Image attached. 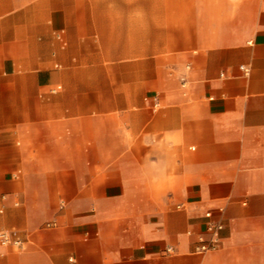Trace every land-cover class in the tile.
<instances>
[{"label":"crops","instance_id":"crops-1","mask_svg":"<svg viewBox=\"0 0 264 264\" xmlns=\"http://www.w3.org/2000/svg\"><path fill=\"white\" fill-rule=\"evenodd\" d=\"M0 232V264H264V0H0Z\"/></svg>","mask_w":264,"mask_h":264},{"label":"built area","instance_id":"built-area-1","mask_svg":"<svg viewBox=\"0 0 264 264\" xmlns=\"http://www.w3.org/2000/svg\"><path fill=\"white\" fill-rule=\"evenodd\" d=\"M206 215L208 216L209 214L206 213ZM209 229L212 231V234L214 236V238H212L210 241L205 242L204 240H200L199 244L196 247L197 251H206L209 249H214L216 247V236H217V232L220 229V226L218 225H210ZM0 242L1 243H9L11 242V239L9 238V236L4 233V232H0ZM13 243L19 245L20 242L19 241H13Z\"/></svg>","mask_w":264,"mask_h":264}]
</instances>
